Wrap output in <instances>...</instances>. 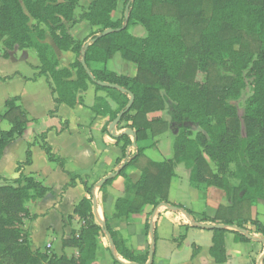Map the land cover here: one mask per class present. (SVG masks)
I'll use <instances>...</instances> for the list:
<instances>
[{"label": "trees", "instance_id": "16d2710c", "mask_svg": "<svg viewBox=\"0 0 264 264\" xmlns=\"http://www.w3.org/2000/svg\"><path fill=\"white\" fill-rule=\"evenodd\" d=\"M86 1L89 8L81 21L98 27L99 32L92 37L96 41L91 43V39L84 49L86 40L73 38L68 26L62 25V21L74 24L73 11L79 0H0L2 59H9V52L15 48L34 50L39 62L38 75L46 78L56 105L73 107L78 91H86L92 85L96 91L106 92L116 104V110L111 111L108 103L98 97L92 108L99 115L109 114L111 121L125 109L128 93L133 95L130 110L119 122L124 125L119 129L133 131L134 152L125 156L131 141L121 133L116 140L122 143L123 156L116 164L123 162L116 175L123 176L124 170L131 166L141 176L130 186L132 199L115 200L117 218L124 220L138 214L144 205L151 207L149 215L159 204L174 206L168 202L167 193L175 177L174 168L182 163L190 171L192 186L217 187L230 201V206H219L213 217L203 215L200 222L245 231L244 234L225 229L211 231L209 254L216 264L226 261L227 232L233 234L234 242L247 243L252 233L264 239V224L250 215L256 201L264 200V0H125L121 7L118 0ZM28 17L48 30L59 51L73 54L67 68H60L55 53L44 43L45 30L27 26ZM132 24L142 26L145 37L131 36L127 29ZM106 29L112 32L100 37ZM115 54L135 66L134 77L107 69V62ZM82 59L93 81L81 65ZM196 70L205 74L202 81L195 78ZM221 72L227 75L222 76ZM6 79L9 77L0 78V82ZM246 80H251L252 90L240 118L232 102L239 99ZM96 82L117 85L125 93L100 87ZM18 102L19 97L6 100L0 114V122L9 124L7 130H0V159L8 145L24 135L29 122ZM166 107L171 123L178 129L173 158L165 162L145 160L144 148L139 143L168 129V123L160 117L148 116ZM193 126L197 128L195 133ZM34 144L48 163L67 174L69 183L64 190L74 187L79 180L89 197L81 199L73 209V214L83 223L79 231L62 241L63 247L77 249V256L57 257L48 250L32 251L28 234H24L26 239L21 237L23 219L31 218L25 204L53 194L41 182L22 174L21 169L31 163L32 145L28 144L24 162L15 169L17 178L0 185V264H90L95 259L102 232L109 234L114 250L125 261L146 264L148 253L141 255L118 242L105 218V228L94 222L91 199L95 184L66 172L65 160L53 154L45 134H40ZM207 160L215 166V171ZM233 164L240 176L237 186L230 183ZM174 207L191 214L180 205ZM148 228L147 222L146 235ZM152 239L156 241L155 229ZM113 263L117 262L113 260Z\"/></svg>", "mask_w": 264, "mask_h": 264}, {"label": "crops", "instance_id": "0c3cea01", "mask_svg": "<svg viewBox=\"0 0 264 264\" xmlns=\"http://www.w3.org/2000/svg\"><path fill=\"white\" fill-rule=\"evenodd\" d=\"M51 48L60 68H67L71 63L72 53L59 51L53 44ZM129 64L131 66L128 73L123 76L132 78L136 74V68L133 64ZM38 67L39 62L32 49L13 51L9 59H0V78L9 77L0 82V114L6 100L19 97L18 104L29 120L24 135L11 142L0 159V185L10 184L17 178L16 166L24 162L27 145L31 144V163L24 166L21 172L24 176L41 182L53 192L52 195L48 194L42 199L25 204L31 218L23 219L22 229L27 231L30 249L40 252L48 250L57 257L77 256V249L63 247L62 241L70 239L73 233L76 234L79 231L83 223L73 214V209L81 199L89 198L79 180L74 187L64 190L69 183L67 174L63 173L58 166L48 163L44 153L34 144V140L40 134H45V141L51 147L53 154L65 160L66 172L81 177L88 184H95L91 199V202L93 198L95 199L96 206L95 214L92 212L94 222L100 226L98 217L102 219L101 221L105 218L115 239L123 246L141 255L148 253L151 241L149 231L147 235L145 232V224L148 221L149 224L152 223L156 236L152 264L153 262L157 264H216L209 254L212 232L192 227L184 217L183 210L173 211L158 207L159 204L149 215L151 207L144 205L138 214L130 215L124 220L117 218L114 209L115 200L124 197L132 198L133 192L130 186L136 184L141 175L140 171L131 166L124 170L123 176L116 175L123 162L122 160L120 164H116L117 159L123 156L122 143L108 133V126L111 123L109 114L99 115L92 110L95 98L98 97L108 103L111 111L116 110V104L105 92L96 91L92 85H88L86 91H78L77 102L73 107L56 105L55 96L46 78L38 75ZM160 113L162 112L150 114L148 117H160L167 122L168 130L175 138L178 129L171 123L169 112L168 118H164ZM104 128H107L106 132L103 131ZM124 130L126 129L116 128L115 133L120 135ZM192 130L195 133L196 126H193ZM129 138L132 144L133 137ZM149 139L154 138L150 136L145 141ZM140 146L144 150L147 148ZM131 149L134 152L132 146L125 149V156ZM172 158L159 162L172 160ZM179 165L183 164L179 163L175 166L174 174ZM183 167L188 174L187 187L178 184L179 197L175 199L167 193L170 204L183 207L180 196H189V205L191 204L192 210L183 208L190 211L191 214L187 216L193 217L196 223H204L200 222L203 215L208 218L213 217L220 205L229 206L222 191L216 189L217 187L208 186L198 189L192 186L189 182L190 171L184 165ZM107 176H109L108 180H112L102 191H99L106 182L100 187L98 183ZM199 202L200 204H197L195 208L194 204ZM253 213L256 215L254 218L264 224V200L256 201L252 208V215ZM228 234H231L229 238ZM100 238L95 259L90 264L132 263L125 261L115 250L111 251L105 234L104 244ZM261 239L258 234L252 233L249 242H234L233 234L227 232L224 235L226 261L223 264H264V247ZM113 260L117 263H113Z\"/></svg>", "mask_w": 264, "mask_h": 264}, {"label": "rangeland", "instance_id": "374dc122", "mask_svg": "<svg viewBox=\"0 0 264 264\" xmlns=\"http://www.w3.org/2000/svg\"><path fill=\"white\" fill-rule=\"evenodd\" d=\"M58 1L62 2V0H58ZM124 1L125 0H118V2L120 4L119 5L120 7H121V5L123 4ZM88 8H89V1L79 0L78 5L76 6V8L73 11V17H74V21H75L74 24L69 25L68 23L62 21V25L65 26V28L68 26L67 29L69 31V34L73 38H76V39H79V40H86L85 44L88 43L92 39V37L99 32V28L98 27L90 26L86 21H81L82 20V18H81L82 15L88 10ZM118 16H119V14H118ZM27 26L29 28H32L34 26H39L40 29L45 30L44 43L47 44L51 48V46L53 44V41L50 38L48 30L44 26L37 24L32 18H29V17H28ZM127 32L131 36L136 37V38H142V37H145V35H146V32H145L144 28L142 26H140L139 24L130 25L128 27V29H127ZM3 50H4V46L0 43V59H2ZM13 51H18V50H17V48H15L14 50L9 52V55ZM73 59H74V56L72 54L71 63H72ZM130 66L131 65L129 63H127L126 61H124L120 57L119 54L113 55L112 58L109 59V61L107 63V69L108 70H110V71H112V72H114L116 74H122V75L123 74L126 75L128 73L127 71H128ZM195 75H196L195 78L197 80H201L202 81L205 78V76H204L205 74L202 73L200 70H196ZM221 75L225 76L227 74L225 72H221ZM251 90H252L251 80H246L245 89L241 93L239 99L236 100L235 102H232V104H235L238 116L240 118L243 115L245 102L251 95ZM94 105H95V103H94ZM168 112H169L168 107H166V109L164 111H162V113H160V115L163 116L164 118H168L169 117L168 116ZM123 125H124L123 123H119L116 126V128L118 129V128H120ZM8 128H9V124L7 122H5V121H2L1 124H0V130H7ZM116 128H115V131H116ZM106 129L107 128H104L103 131L106 132L107 131ZM242 135H243V131H242ZM153 138L154 139H152V140L149 139L148 141H145L142 144H139V146L142 145V146L147 147V148H145V150L142 153L143 154V158L145 160H150V161H154V162L164 161V160L172 158L173 154H174V137L169 132V130L167 129L164 133H162L160 135H157V136H155ZM153 142H156V143L153 144ZM132 152H133V150L131 149L130 150V155L132 154ZM143 158H141V162L144 161ZM207 161H208V164H209L210 168L212 169V171H215V166L212 163H210L209 160H207ZM175 174H176V176L171 180L170 187H169V192H168L169 196H171L173 199H175L176 197H179L177 185L179 184V186L187 187V184H188V176H187L188 174H187V171L184 169L183 165H179V166L176 167ZM230 175H231L230 176L231 177L230 178V183L233 186L239 185L240 176H239V173L237 172L236 164L231 165V167H230ZM216 189L220 190L219 188H216ZM126 198H129V197H126ZM180 199L182 201V206L183 207L192 210V207L190 206L191 204L189 205V201H190L189 196L182 195V196H180ZM227 202H228V204L230 206V201L227 200ZM92 203H93V201H92ZM134 204L135 205H139V201L134 200ZM195 204H194V207L197 208V204H200V202L199 203H195ZM172 205L176 206V204H172ZM252 208H251V214L250 215H251V218H254V217H256V215H255V213H253V215H252ZM173 211H175V210H173ZM177 212L180 214L179 211H177ZM184 217H186L187 222L196 223L195 219L193 217H188V216H184ZM255 219H257V218H255ZM98 220H102V219L98 217ZM21 230L24 232V233H22L23 235L21 237L23 239H26L25 238L26 235H24V234H27V231H25L23 229H21ZM229 235H231V234H228V236H227L228 238H229ZM100 239L103 241V242L101 241L102 244H104L105 243V239H104V233L103 232H102V235H101ZM153 264H157V263L153 262Z\"/></svg>", "mask_w": 264, "mask_h": 264}, {"label": "water", "instance_id": "95a60500", "mask_svg": "<svg viewBox=\"0 0 264 264\" xmlns=\"http://www.w3.org/2000/svg\"><path fill=\"white\" fill-rule=\"evenodd\" d=\"M127 8L128 6H126L125 8V13H124V19H125V23L128 22V14H127ZM126 27L125 25L123 26V28ZM112 32L111 29H106L104 30L101 34H100V37H104L108 34H110ZM96 41V39H92L90 42L91 43H94ZM90 45V43H86L85 46H84V49H86L88 46ZM82 55H84V51H82ZM81 65L83 67V69L85 70L86 74L88 75L89 79L91 81H93V76L90 74L88 68L86 67L85 65V62H84V59L81 60ZM96 84L100 87H105V88H109V89H113V90H116L120 93H125V91L120 88L119 86L117 85H114V84H109V83H106V82H96ZM132 102H133V95L128 93V102H127V105L125 107V109L123 111H121L120 113L117 114V116L111 121V123L109 124L108 126V133L109 135L116 139L119 135H116L115 134V128L116 126L118 125V123L120 122V119L121 117L130 110L131 108V105H132ZM123 134H125L126 136H129V137H133V132L130 130V129H126L122 132ZM131 146L134 148L135 147V142L132 141V144ZM109 176L107 177H104L99 183H98V187H100L101 185H103L107 180H108ZM158 207H165L169 210H178L176 207L174 206H168L166 204H160ZM95 211H96V206H95V199L93 198V203H92V212L95 214ZM183 214L185 216H187V213L182 211ZM98 223L101 225V228H105V223L104 221H101V220H98ZM190 225L194 228H199V229H202V230H208V231H212V230H215V229H226L227 227H224L222 225H211V224H205V223H194V222H190ZM234 231H239L241 233H245L244 230H239L237 228H230ZM148 231H149V234H150V248H149V251H148V259H147V262L146 264H151L152 263V258H153V254H154V251H153V248H154V245H155V242L154 240L152 239V231H153V225L152 223L149 224V228H148ZM105 234V237L108 241V244H109V247L111 249V251L114 250V245H113V242H112V239L110 238L109 234L107 232H104ZM263 247H264V239H261L260 240ZM263 257H264V253H263ZM128 264H135V263H128Z\"/></svg>", "mask_w": 264, "mask_h": 264}, {"label": "built area", "instance_id": "2783aa9c", "mask_svg": "<svg viewBox=\"0 0 264 264\" xmlns=\"http://www.w3.org/2000/svg\"><path fill=\"white\" fill-rule=\"evenodd\" d=\"M128 156H130V150H129L128 154H127V157H128Z\"/></svg>", "mask_w": 264, "mask_h": 264}]
</instances>
